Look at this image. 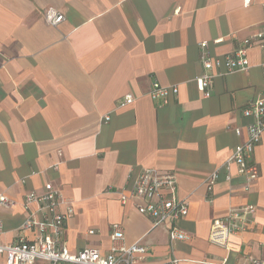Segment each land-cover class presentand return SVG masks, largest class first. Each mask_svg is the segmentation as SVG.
I'll return each mask as SVG.
<instances>
[{"label":"crops","instance_id":"obj_1","mask_svg":"<svg viewBox=\"0 0 264 264\" xmlns=\"http://www.w3.org/2000/svg\"><path fill=\"white\" fill-rule=\"evenodd\" d=\"M49 6L64 14L57 26L43 19ZM263 13L264 0H0V194L10 200L0 206L2 242L33 238L22 225L36 205L24 197L50 182L62 210L73 209L62 233L69 252L108 251L119 222L127 245L147 247L141 264L263 257L264 132L248 191L235 163H224L246 138L244 108L264 98V53L249 48L248 68L214 77L208 97L197 81L202 55L231 53L264 29ZM153 81L177 92L153 99ZM128 93L134 100L120 107ZM145 168L176 174V195L188 200L177 224L188 240L170 243L167 225L151 228L137 199L119 201ZM246 203L255 206L247 229L228 248L210 243L214 220Z\"/></svg>","mask_w":264,"mask_h":264},{"label":"built area","instance_id":"obj_2","mask_svg":"<svg viewBox=\"0 0 264 264\" xmlns=\"http://www.w3.org/2000/svg\"><path fill=\"white\" fill-rule=\"evenodd\" d=\"M249 1L245 0V3ZM43 19L48 25L57 26L64 20V14L49 6L43 10ZM200 44L205 45L206 41ZM251 47H257L264 53V29L243 38L229 54L202 55L200 62L203 72L197 77V81L204 97L210 96L214 77L248 68L247 50ZM222 66L224 69L220 68ZM176 92V86L165 87L153 81L149 94L153 99H162L165 103L167 96ZM133 100L134 96L128 93L118 105L121 107ZM243 111L245 115L251 117V122L246 128V138L233 148L224 167L228 169L231 163H235L237 174L244 179L243 190L248 191L259 175L253 153L264 132V98L250 101ZM105 118L108 119V116ZM235 132L239 134L240 131L235 129ZM218 176V172L213 171L205 178L208 191L212 190ZM227 178L229 179L228 174ZM125 190L126 192H120L119 201L125 204L137 199L138 202L135 203L137 211L150 220L151 228L167 225L170 243L190 238V235L177 224L187 212L188 200L180 199L176 195L175 173L156 168L142 169L132 179L131 186ZM28 203H34L36 209L25 219L22 229L33 231L34 236L29 240L20 237L12 242H2L0 220V264H141L138 261L142 258L140 255L147 252V247L140 244L139 240L129 245L125 243L124 231L119 222L110 225L108 251L101 253L96 248L85 247L77 252H69L62 233L65 221L71 216L73 209L69 205L62 210L61 205L65 200L61 191L47 182L42 193L29 192L25 195V206ZM9 204V198L0 194V206ZM254 213L255 206L251 203L230 207L225 215L214 220L208 236L209 242L228 248L229 237L243 233ZM180 261L181 259L172 255L165 261L155 264H179ZM249 264H264V256H250Z\"/></svg>","mask_w":264,"mask_h":264}]
</instances>
